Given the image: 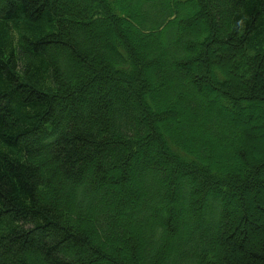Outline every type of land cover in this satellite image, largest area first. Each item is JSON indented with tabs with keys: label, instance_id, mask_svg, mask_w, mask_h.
Instances as JSON below:
<instances>
[{
	"label": "trees",
	"instance_id": "trees-1",
	"mask_svg": "<svg viewBox=\"0 0 264 264\" xmlns=\"http://www.w3.org/2000/svg\"><path fill=\"white\" fill-rule=\"evenodd\" d=\"M0 264H264V0H0Z\"/></svg>",
	"mask_w": 264,
	"mask_h": 264
},
{
	"label": "rangeland",
	"instance_id": "rangeland-1",
	"mask_svg": "<svg viewBox=\"0 0 264 264\" xmlns=\"http://www.w3.org/2000/svg\"><path fill=\"white\" fill-rule=\"evenodd\" d=\"M248 113H250V112L245 111V113H243V115L246 116V115H248ZM252 113L256 114L257 112L255 110H253ZM250 125L251 126L258 125V121L257 120L253 121V123H251ZM258 135H260L259 132H258Z\"/></svg>",
	"mask_w": 264,
	"mask_h": 264
}]
</instances>
